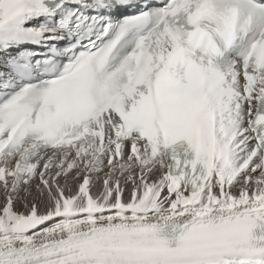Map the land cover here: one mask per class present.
Instances as JSON below:
<instances>
[{
    "label": "snow or ice",
    "instance_id": "snow-or-ice-1",
    "mask_svg": "<svg viewBox=\"0 0 264 264\" xmlns=\"http://www.w3.org/2000/svg\"><path fill=\"white\" fill-rule=\"evenodd\" d=\"M0 264H264V0H0Z\"/></svg>",
    "mask_w": 264,
    "mask_h": 264
}]
</instances>
